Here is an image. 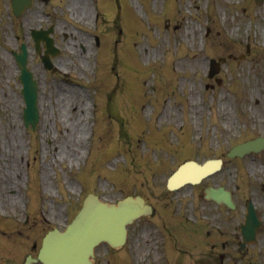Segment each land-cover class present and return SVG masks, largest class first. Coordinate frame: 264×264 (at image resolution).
<instances>
[{"label":"rangeland","instance_id":"rangeland-1","mask_svg":"<svg viewBox=\"0 0 264 264\" xmlns=\"http://www.w3.org/2000/svg\"><path fill=\"white\" fill-rule=\"evenodd\" d=\"M142 2L145 15L142 11L140 17L136 16L140 10L136 0H131L132 10L127 0L88 2L100 13L104 23L99 30L106 34L105 49L98 52V62L107 64L96 78L91 74L92 39H82L79 30L89 35L98 30L84 25L89 20H77V1L74 17L61 4V18L67 25L77 27V31L73 27V48L65 51L70 57L61 58L59 64L69 71L65 77L74 80L78 91L85 95V109L77 111L78 103L70 102L74 92L72 96L60 80L53 82L49 91L59 97L58 109L50 106L48 89L43 86L41 121L34 130L25 132L17 116V100L12 98L14 104H8L11 95H7V106L0 108V264H23L26 255L35 256L45 233L55 227L63 229L87 191L108 201L140 193L157 208L152 223H173L176 214L170 217L168 212L186 207L180 205L184 200L181 194L166 189V179L176 165L189 158L201 162L204 157H225L233 143L264 132V6L253 5L234 16L235 23L234 17L227 23L231 14L220 10L227 8L220 0H214L215 5L212 0H162L161 5L139 0ZM248 2L237 0L233 11L243 12ZM83 12L93 16L94 11L84 8ZM177 12L180 27L172 28L166 22L173 21ZM12 37L5 42L12 41ZM247 41L249 51L245 47ZM241 48L245 55L238 59L241 54L236 55V50ZM198 52L208 58L227 59L221 62L219 73L208 78L205 64L191 66ZM229 52L237 59L233 56L228 61ZM1 60L6 66L0 64V94L11 82L6 78L9 64ZM87 61L89 70L85 69ZM83 74L88 78L80 77ZM144 79L149 82L147 86ZM91 95L98 99L96 113H102L98 114L101 122L94 124L89 121L96 105ZM103 114L107 116L104 122ZM120 119H125L124 123ZM151 124L154 132L159 129V136L153 130L146 131ZM144 143H155V154H145ZM240 162L239 166L227 162L220 175L208 182L235 187L240 184L243 198L263 201L264 192L259 186L264 183V152ZM261 209L264 211V206ZM151 222L140 221L132 227L128 245L122 251L108 253L101 248L97 264H197L201 248L195 246L188 252L176 253L190 235L186 233L190 230L186 222L179 226V234L166 242L172 259L169 262L162 243L154 242L156 236L148 225ZM202 222L212 225L210 219ZM258 249L259 246L254 247L253 252L257 254ZM261 251L264 254V248Z\"/></svg>","mask_w":264,"mask_h":264},{"label":"water","instance_id":"water-1","mask_svg":"<svg viewBox=\"0 0 264 264\" xmlns=\"http://www.w3.org/2000/svg\"><path fill=\"white\" fill-rule=\"evenodd\" d=\"M205 169L200 167L195 174H190L191 166L182 169L178 181L199 179ZM215 194L220 193L209 191L207 196L215 198ZM145 209L140 199H126L114 206L87 198L64 233L54 231L45 237L39 259L44 264H90L93 246L100 240L119 245L124 239V225Z\"/></svg>","mask_w":264,"mask_h":264},{"label":"flooded vegetation","instance_id":"flooded-vegetation-1","mask_svg":"<svg viewBox=\"0 0 264 264\" xmlns=\"http://www.w3.org/2000/svg\"><path fill=\"white\" fill-rule=\"evenodd\" d=\"M38 12H43L42 7H38L37 11L31 13L30 16L38 14ZM30 16H28V18ZM37 21H38L37 25L39 26V28H41V29H49V28H51V32L49 34V38L53 40V43L56 46H58L59 40H60V34H59V31L56 28L57 22L54 20V17H51L49 14H45V18L41 17L40 19H37ZM67 38L68 37H67L66 33H63L62 34L63 42L66 41ZM41 47H42V49L44 48L43 44H41ZM44 51H45V49H44ZM51 61L54 62L55 60L51 58Z\"/></svg>","mask_w":264,"mask_h":264},{"label":"bare ground","instance_id":"bare-ground-1","mask_svg":"<svg viewBox=\"0 0 264 264\" xmlns=\"http://www.w3.org/2000/svg\"><path fill=\"white\" fill-rule=\"evenodd\" d=\"M154 1L157 2V0H154ZM190 60H191V59H190ZM195 60L197 61V63H199L200 66L204 65L205 63H207V62H205V59H204L202 56H200V55L196 56V59H195ZM174 64H175V63H174ZM175 65H176V64H175ZM184 65H185V62L182 61L181 66H184ZM205 66H206V65H205ZM72 90H73V92L75 93L76 97L72 100V103H71V104L76 105L75 103H78L79 106H78V110H77V111L80 112V110L84 108V105L82 104V101H83L84 95L81 94V92H79L78 90H75V89H72ZM74 109H76V106H75ZM74 111H75V110H74ZM83 112H84V111H83ZM57 150H58V149H57Z\"/></svg>","mask_w":264,"mask_h":264}]
</instances>
